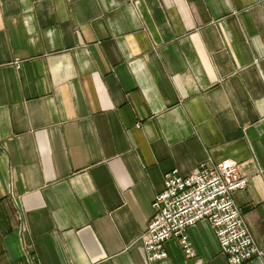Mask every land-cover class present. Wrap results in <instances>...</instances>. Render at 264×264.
<instances>
[{
    "label": "crops",
    "instance_id": "crops-1",
    "mask_svg": "<svg viewBox=\"0 0 264 264\" xmlns=\"http://www.w3.org/2000/svg\"><path fill=\"white\" fill-rule=\"evenodd\" d=\"M226 160L264 264V0H0V264H229L208 222L142 243Z\"/></svg>",
    "mask_w": 264,
    "mask_h": 264
},
{
    "label": "built area",
    "instance_id": "built-area-1",
    "mask_svg": "<svg viewBox=\"0 0 264 264\" xmlns=\"http://www.w3.org/2000/svg\"><path fill=\"white\" fill-rule=\"evenodd\" d=\"M248 183L238 163L231 160L213 167L202 165L188 177H182L177 170L168 173L164 190L153 203L154 217L142 237L148 260L166 259L165 243L173 238L180 239L186 254L193 256L186 232L202 222L213 228L229 264H245L261 256L233 200L234 193L244 191Z\"/></svg>",
    "mask_w": 264,
    "mask_h": 264
},
{
    "label": "rangeland",
    "instance_id": "rangeland-1",
    "mask_svg": "<svg viewBox=\"0 0 264 264\" xmlns=\"http://www.w3.org/2000/svg\"><path fill=\"white\" fill-rule=\"evenodd\" d=\"M249 180V179H248ZM240 210V209H239ZM241 212V211H240ZM241 214H242V212H241ZM242 216H243V214H242ZM243 218H244V216H243ZM244 220H245V218H244ZM245 222H246V220H245ZM247 224V223H246ZM247 227H248V225H247ZM249 228V227H248ZM252 234V233H251ZM253 236V235H252ZM257 246V245H256ZM258 248V247H257ZM259 249V248H258ZM260 250V249H259Z\"/></svg>",
    "mask_w": 264,
    "mask_h": 264
}]
</instances>
